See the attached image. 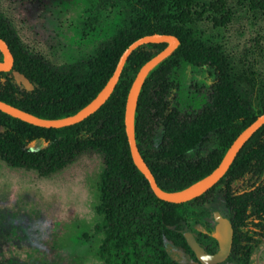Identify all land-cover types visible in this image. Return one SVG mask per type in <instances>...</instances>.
<instances>
[{"label":"trees","instance_id":"trees-1","mask_svg":"<svg viewBox=\"0 0 264 264\" xmlns=\"http://www.w3.org/2000/svg\"><path fill=\"white\" fill-rule=\"evenodd\" d=\"M96 1L91 11L120 8L121 25L89 56L60 65L29 50L0 10V37L14 56L13 69L0 71V100L41 118L73 115L105 86L133 41L154 33L175 35L180 45L145 80L135 127L138 147L158 185L167 191L183 190L214 170L238 134L264 111V77L238 75L222 46L205 39L199 24L225 27L238 10L264 19V0ZM166 46L167 42L148 43L134 50L109 99L79 123L47 128L0 110V158L13 168L50 177L86 154L101 156L104 167L96 206L101 216L96 230L103 234L100 264H182L169 247L182 249L199 263L185 238L184 223L202 215L197 205L220 187L234 228L228 260L250 264L264 243V125L245 143L223 178L191 201L158 198L133 161L125 128L128 93L139 69ZM188 67L208 72L209 94H187L177 84V72ZM254 93L260 98V112L252 105ZM157 126L163 128L162 139L148 151L143 144ZM211 135L216 147L204 157L189 159L188 154ZM41 140L44 147L30 146ZM249 174L254 180L245 189L234 190L233 183ZM196 239L204 251L216 252L202 237Z\"/></svg>","mask_w":264,"mask_h":264},{"label":"rangeland","instance_id":"rangeland-1","mask_svg":"<svg viewBox=\"0 0 264 264\" xmlns=\"http://www.w3.org/2000/svg\"><path fill=\"white\" fill-rule=\"evenodd\" d=\"M95 2L0 0V10L12 20L29 50L60 65L89 56L121 25L120 8L91 11ZM198 29L205 39L222 46L238 75L264 77V19L254 18L247 10H238L225 27L204 22ZM177 78V84L187 94H209L208 72L188 67L177 72ZM175 94L174 89L170 98ZM252 102L260 112V98L255 93ZM162 135L163 128L157 126L153 136L143 144L144 149L155 150ZM45 145L41 140L30 146L36 149ZM216 145V138L211 135L188 158L204 157ZM103 167L101 156L91 153L50 177H42L33 170L13 168L0 158V264H100L98 250L103 234L96 230L101 220L96 206ZM253 180L254 176L249 174L234 182L233 189L241 191ZM201 203L197 206L202 215L189 218L183 230L202 237L203 243L217 251L214 212L228 218L232 214L220 187L209 192ZM169 248L182 264H198L182 249ZM254 262L264 264V243L254 253ZM221 264L240 263L226 260Z\"/></svg>","mask_w":264,"mask_h":264},{"label":"water","instance_id":"water-1","mask_svg":"<svg viewBox=\"0 0 264 264\" xmlns=\"http://www.w3.org/2000/svg\"><path fill=\"white\" fill-rule=\"evenodd\" d=\"M167 42V46L150 58L137 72L131 88L128 93L126 108H125V128L130 146L131 155L136 167L144 174L149 181L150 187L154 194L165 201L173 203H182L191 201L214 187L220 179L226 174L231 164L236 159L238 153L245 145V143L252 137V135L264 125V111L251 124L244 128L238 136L234 139L230 147L225 152L218 166L212 170L208 175L192 183L188 187L180 191H167L162 189L153 175L149 165L143 158L136 140L135 115L138 106L140 92L145 83L149 73L164 59L169 57L180 45V40L175 35L154 33L142 36L133 41L121 54L117 65L108 79L105 86L99 93L84 107L73 115L62 118L46 119L38 117L21 108L15 107L5 101L0 100V110L19 118L23 121L33 125L47 127V128H61L79 123L96 112L109 99L113 93L124 65L131 55V53L140 46L148 43ZM0 51L4 56L0 60V71H10L14 67V56L7 42L0 37ZM19 77V74H15ZM214 220L216 222L214 229V236L218 240L219 249L215 253H208L204 251L201 244L197 241L193 232H185V238L199 263L201 264H219L228 259L231 254L234 238V228L231 219L225 217L221 212H214ZM250 264H256L252 261Z\"/></svg>","mask_w":264,"mask_h":264},{"label":"flooded vegetation","instance_id":"flooded-vegetation-1","mask_svg":"<svg viewBox=\"0 0 264 264\" xmlns=\"http://www.w3.org/2000/svg\"><path fill=\"white\" fill-rule=\"evenodd\" d=\"M195 235V234H194ZM196 236V235H195ZM197 237V236H196ZM217 252V251H216ZM215 253V252H214ZM226 261V260H225ZM227 261H228V259H227ZM222 263V262H221ZM221 263H219V264H221ZM199 264V263H198Z\"/></svg>","mask_w":264,"mask_h":264}]
</instances>
